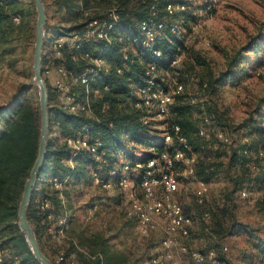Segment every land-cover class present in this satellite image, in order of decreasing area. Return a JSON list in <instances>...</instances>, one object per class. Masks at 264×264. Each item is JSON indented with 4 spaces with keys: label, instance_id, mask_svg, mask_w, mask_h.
Instances as JSON below:
<instances>
[{
    "label": "trees",
    "instance_id": "16d2710c",
    "mask_svg": "<svg viewBox=\"0 0 264 264\" xmlns=\"http://www.w3.org/2000/svg\"><path fill=\"white\" fill-rule=\"evenodd\" d=\"M98 2L99 0H50V8L60 17V21L68 24V27L51 26L49 30L53 29V35L45 38L44 45L60 35L80 31L88 20L101 16L103 9L95 6ZM110 3V7H116L118 19L113 30L114 41L108 46H101V55L110 64L111 71L100 75L92 84L93 88L102 90L103 86L107 85L109 89L102 90L93 102V115H72L56 105H51L53 96L47 84L46 155L27 208V218L41 250L45 254L41 240L49 236L48 213L63 215L69 207L68 203L64 207L57 191L50 188V178H68L71 185L89 186L93 181L92 173L96 170L102 179L117 181L119 172L111 174L113 170L126 163L130 170L135 169L138 163H146L153 156L148 151L149 148L153 147L158 152L164 149L161 141H155L157 131L142 123L144 112L135 106L138 101L135 90L145 85L144 68L152 62L156 64L157 81L167 75L176 76L184 86L183 92L175 96L170 106L168 120L179 126L186 144L196 155L195 176L208 184L221 180L230 184L219 193L216 208L206 211L213 217L209 227L211 235L213 233L222 238L247 233V229L230 221L233 220L235 195H238L240 190H264V96L257 100L241 123L233 126L227 113L221 111L213 99H204L205 96L200 92L209 96L217 95L221 86L238 85L250 76L252 68L264 64V21L258 25L255 34L228 57L225 70L215 75L206 59L185 44L184 35L179 31L181 29L185 33L190 32L195 21V17L186 11L189 8L188 1L109 0ZM168 4L183 6L184 9H176L168 15ZM207 4H203V11L211 13L212 11H206ZM11 5L14 6L13 14L18 16L21 11L17 9V0L0 1V36L6 41L10 40L14 33L19 37L27 30L25 23L13 28L8 26L6 8ZM152 7L156 11V18L167 23L161 38L155 44V48L161 52L159 58L151 57L139 45V23L152 16ZM170 22L178 24L176 32L169 27ZM123 48H128L132 62L123 59ZM249 53L254 55V67L250 64L253 59L249 57ZM180 54L184 55L180 65L171 66V61ZM45 61V55H42L41 64ZM197 65L206 70L199 80H196L194 74ZM67 66L72 67L73 64L68 61ZM116 67L122 68L120 74L116 73ZM191 81L194 82V87H190ZM204 83L206 87H203ZM23 90H18L11 97L9 104L0 106V246L12 249V252L21 258L23 255L22 259L30 264H39L17 225L18 203L24 182L37 156L40 128L39 106L26 97L27 89L25 92ZM205 117L210 120L208 127L232 133V142L224 145L218 142L212 133H209V136L200 135L201 128H207ZM83 126H88L93 138L101 142L99 152L103 153L104 160L101 169H98L99 164L87 151L82 150L72 156L71 149L62 141V137L71 135ZM238 131L242 132L241 136L237 135ZM56 132L57 135L51 137ZM244 138H248V142H244ZM137 148L144 151L139 157L135 154ZM69 160H72V166ZM122 160L124 161L121 162ZM253 164L256 170H252ZM182 168L180 165L179 169ZM134 180L138 184L139 177ZM63 195L66 199L67 192ZM44 198L50 201L51 207L48 210L38 208L37 202ZM131 220L135 224V220ZM66 242L67 245L63 244L61 250L65 256L72 253L75 255L74 264H141V256L136 257L134 252L116 249L110 244V238L100 233H94L88 238L77 233ZM253 248L255 255L250 263L257 259L256 264H264V241L259 240ZM57 264L67 263L61 261Z\"/></svg>",
    "mask_w": 264,
    "mask_h": 264
},
{
    "label": "rangeland",
    "instance_id": "374dc122",
    "mask_svg": "<svg viewBox=\"0 0 264 264\" xmlns=\"http://www.w3.org/2000/svg\"><path fill=\"white\" fill-rule=\"evenodd\" d=\"M49 1H43L47 16L44 40L53 35V29L49 30L51 26L68 27V24L60 21V17L52 11ZM186 1L189 2V8L186 11L195 17V21L191 25L190 32L185 33L181 29L179 31L184 35L185 44L206 59L215 75L225 70L228 57L243 46L248 38L255 34L258 25L264 21V0H216L211 13L203 11V4L210 3L212 0ZM98 3L95 6L100 10L111 6L109 0H99ZM17 9L21 11L16 16L19 17V22L13 20L15 17L14 6H7L8 26L13 28L25 23L28 31L26 30V33L19 37L17 33H14L7 41L0 36V106L9 104L11 97L20 89H24V92L27 89L26 97L39 106L38 88L33 81L32 70L35 5L33 0H17ZM48 43L43 45L42 55H45V52L49 53ZM249 57L253 59L250 64L254 67V55L249 53ZM205 73L204 67L197 65L194 72L196 80H199V77L204 76ZM42 76L47 83L43 70ZM52 79L53 77H51ZM192 84L194 82L191 81L190 87H194ZM200 94L205 96L204 99L207 101L213 99L219 109L227 113L229 122L236 126L247 117L257 100L264 96V64L252 68L250 76L238 85L234 87L229 84L221 86L217 95L209 96L202 92ZM51 105H55L53 97ZM239 134L241 136L242 132L238 131L237 135ZM55 135L57 132L53 133L51 137H55ZM155 141H161L160 134H156ZM143 152L137 148L135 150L136 157H139ZM129 174L133 175V179L139 177L137 169L130 170ZM196 186L193 179L182 174L179 175L177 197L185 213L192 218L189 236L186 239L176 237L174 244L173 252L178 258L179 264H193L188 252L194 249L203 252L214 250L225 264H256L257 259L250 262L253 261L252 256L255 255L253 245L259 240L264 241V211L262 210L264 190L252 189L247 199H241L235 195L232 209L233 220L230 222L244 227L248 232L218 238L213 233L211 235L209 229L213 217L209 214L210 218L206 220L203 213L208 209L216 208L219 193L230 184L225 180L209 184V193L203 205H199L195 201ZM66 192L69 205L67 237L72 238L78 233L88 238L94 233H100L109 237L110 244L116 249L139 252L142 264H146L163 250L161 239L164 233L162 231H156L147 236H140L137 233L134 222L125 214L129 200L124 190L118 187L105 190L98 186L70 184ZM47 232L49 236L41 240V246L45 254L57 264L55 259L63 251L61 246L67 245L68 239H57L53 233L48 231V228ZM183 244L187 248V253L179 250V246ZM6 249L9 252L13 251L9 248ZM21 256L23 258V255Z\"/></svg>",
    "mask_w": 264,
    "mask_h": 264
},
{
    "label": "built area",
    "instance_id": "2783aa9c",
    "mask_svg": "<svg viewBox=\"0 0 264 264\" xmlns=\"http://www.w3.org/2000/svg\"><path fill=\"white\" fill-rule=\"evenodd\" d=\"M216 0L207 4L206 11L214 8ZM176 9H184L183 6H173L168 4L166 12L171 15ZM151 17L139 23L140 42L139 45L151 57H161V52L155 48L156 41L161 38L162 31L167 23L156 18V11L152 7ZM118 15L116 7L112 6L101 11V16L88 20L80 31H72L60 35L48 43L49 53L45 52V63L42 70L46 76L47 83L53 94L54 103L64 112L77 116H92L94 113L92 104L100 95L102 90H108V86L103 89L93 88V82L103 74L111 71L110 64L101 55L102 47L108 46L114 41L113 30ZM14 21L19 22V17H14ZM172 31L179 28L177 23H168ZM134 52V49H131ZM124 60L132 62L133 59L128 54V48L122 49ZM184 55H177L171 66L180 65ZM68 61L73 64L67 66ZM145 85L135 90L137 96L136 107L144 112L142 123L157 131L161 135V142L164 149L160 152L153 147L148 151L153 156L146 163H138L136 168L139 171V182L136 184L133 175L129 174L130 169L126 164L113 170L111 174L119 172L117 181L102 179L96 170L92 173V186H98L105 190L118 187L125 191L128 196V206L125 214L128 218L135 220V229L140 236H147L156 231H162L164 236L161 239L162 251L151 258L146 264H179L178 258L174 255V244L176 237L186 239L189 236L192 218L187 215L177 197L179 190V175H185L196 182L194 191L197 204H203L209 193V184L199 180L195 176L196 155L191 152L186 144L185 138L180 133V128L176 124L169 122L170 106L175 96L181 94L184 86L176 76L167 75L157 81V68L155 63H148L145 66ZM116 73L122 72L121 67L115 68ZM51 77L53 79L51 80ZM52 86V87H51ZM206 87V83L203 84ZM204 123L210 124L208 117L204 118ZM200 135L213 137L220 143L227 145L233 140V134L220 128H201ZM62 141L71 149L72 156L85 150L99 164L101 169L103 164V153L99 152L101 142L93 138L88 126L74 131L71 135L62 137ZM248 142V138H244ZM187 150V151H186ZM188 152V153H187ZM262 155V154H261ZM72 166V160H69ZM180 165L182 170H180ZM252 170L256 166L251 165ZM133 170V169H132ZM132 175V177H131ZM50 188L57 191L65 207L66 199L63 193L70 185L68 178H50ZM264 186V182H263ZM252 189H242L238 192L241 199H247ZM38 207L40 210H48L51 207L47 198L40 200ZM264 211V207L262 209ZM204 219H209V213L203 214ZM47 220L51 224L48 231L53 233L57 239H69L67 237L68 215L55 216L52 212L47 215ZM179 250L187 253L186 246L180 245ZM193 264H225L216 251L203 252L191 250L188 252ZM64 261L67 264H74L75 255L72 253L65 256L62 251L56 257L55 262ZM0 264H30L20 256L9 252L0 246Z\"/></svg>",
    "mask_w": 264,
    "mask_h": 264
},
{
    "label": "water",
    "instance_id": "95a60500",
    "mask_svg": "<svg viewBox=\"0 0 264 264\" xmlns=\"http://www.w3.org/2000/svg\"><path fill=\"white\" fill-rule=\"evenodd\" d=\"M36 10L35 38L33 44L32 70L33 81L38 88L40 128L38 150L29 175L24 182L20 201L18 203V228L33 257L39 264H55L40 248L34 230L27 218V208L32 198V190L38 177L40 168L46 155V141L48 134V87L42 76L41 55L44 45L45 24L47 21L46 9L43 0H33Z\"/></svg>",
    "mask_w": 264,
    "mask_h": 264
},
{
    "label": "crops",
    "instance_id": "0c3cea01",
    "mask_svg": "<svg viewBox=\"0 0 264 264\" xmlns=\"http://www.w3.org/2000/svg\"><path fill=\"white\" fill-rule=\"evenodd\" d=\"M66 201H67V199H66ZM67 203V202H66ZM72 230H74V229H72ZM136 257H139V252H136L135 254H134ZM141 261H142V259H141ZM143 263V262H142ZM141 263V264H142Z\"/></svg>",
    "mask_w": 264,
    "mask_h": 264
}]
</instances>
